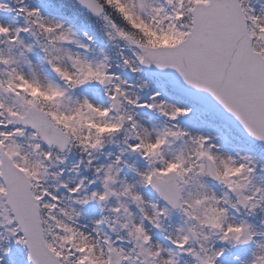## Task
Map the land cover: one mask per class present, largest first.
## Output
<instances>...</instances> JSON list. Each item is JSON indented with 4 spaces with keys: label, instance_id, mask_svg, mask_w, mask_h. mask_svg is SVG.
I'll return each mask as SVG.
<instances>
[{
    "label": "snow or ice",
    "instance_id": "6c2138e0",
    "mask_svg": "<svg viewBox=\"0 0 264 264\" xmlns=\"http://www.w3.org/2000/svg\"><path fill=\"white\" fill-rule=\"evenodd\" d=\"M0 264H264V0H0Z\"/></svg>",
    "mask_w": 264,
    "mask_h": 264
}]
</instances>
